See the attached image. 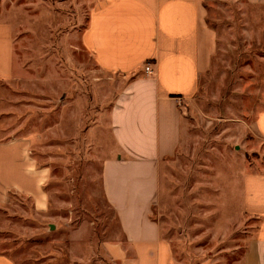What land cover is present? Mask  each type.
<instances>
[{
    "label": "rangeland",
    "instance_id": "1",
    "mask_svg": "<svg viewBox=\"0 0 264 264\" xmlns=\"http://www.w3.org/2000/svg\"><path fill=\"white\" fill-rule=\"evenodd\" d=\"M98 0H0L12 47L0 78V136L24 142L43 203L13 190L0 204V254L15 264H116L121 240L103 190L118 158L110 112L129 81L82 46ZM216 36L209 69L181 106L183 136L159 168L150 208L170 264H256L261 219L243 209L242 181L264 175V0H203Z\"/></svg>",
    "mask_w": 264,
    "mask_h": 264
},
{
    "label": "crops",
    "instance_id": "2",
    "mask_svg": "<svg viewBox=\"0 0 264 264\" xmlns=\"http://www.w3.org/2000/svg\"><path fill=\"white\" fill-rule=\"evenodd\" d=\"M81 42L100 70L130 78L110 112L118 158L105 164L103 190L121 240L108 254L116 264H170L171 246L161 238L150 208L159 168L182 140V103L215 54L216 36L206 23L203 0H98ZM11 58L8 28L0 23V78L8 75ZM254 129L264 141V110ZM28 154L22 140L0 136V204L11 190L43 203L41 173ZM242 203L245 212L261 219L255 258L264 264V175L244 176ZM0 264L15 263L0 254Z\"/></svg>",
    "mask_w": 264,
    "mask_h": 264
},
{
    "label": "built area",
    "instance_id": "3",
    "mask_svg": "<svg viewBox=\"0 0 264 264\" xmlns=\"http://www.w3.org/2000/svg\"><path fill=\"white\" fill-rule=\"evenodd\" d=\"M143 71H144V73H145L146 75L151 74V73H152L151 65H150V64H146V65L144 66V68H143ZM180 104H181V103H180ZM180 104H179V105H180Z\"/></svg>",
    "mask_w": 264,
    "mask_h": 264
}]
</instances>
